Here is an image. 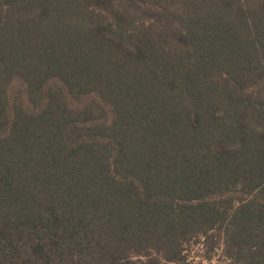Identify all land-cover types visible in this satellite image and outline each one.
I'll return each instance as SVG.
<instances>
[{
	"label": "trees",
	"instance_id": "1",
	"mask_svg": "<svg viewBox=\"0 0 264 264\" xmlns=\"http://www.w3.org/2000/svg\"><path fill=\"white\" fill-rule=\"evenodd\" d=\"M212 231L264 264V0H0V264H188Z\"/></svg>",
	"mask_w": 264,
	"mask_h": 264
},
{
	"label": "rangeland",
	"instance_id": "2",
	"mask_svg": "<svg viewBox=\"0 0 264 264\" xmlns=\"http://www.w3.org/2000/svg\"><path fill=\"white\" fill-rule=\"evenodd\" d=\"M249 1L254 2L257 0ZM24 87V84L19 80H15L9 85L7 93L10 100V105L12 104L13 99L15 100L17 96L18 99L20 98V101L24 106H29L26 102V94L24 92ZM257 90L258 89L256 87H253L252 89L246 90V92H251L252 96H254L253 94H255ZM228 198L229 197L225 196L222 198V200L225 201ZM190 242V244H185V249L183 248V250H185L184 254L187 255L188 258V260L186 261L188 264H191L190 261L193 263L201 261L202 264H229V260L224 255L223 236L221 232L212 231L209 233L207 239H192ZM209 245H212L213 247L211 250L208 249Z\"/></svg>",
	"mask_w": 264,
	"mask_h": 264
}]
</instances>
